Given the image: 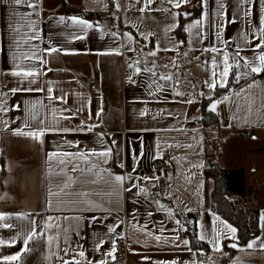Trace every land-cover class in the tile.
<instances>
[{"label":"crops","instance_id":"1","mask_svg":"<svg viewBox=\"0 0 264 264\" xmlns=\"http://www.w3.org/2000/svg\"><path fill=\"white\" fill-rule=\"evenodd\" d=\"M112 1L114 20L97 24L67 13L66 5L107 14L109 0H0V105L6 109L0 112V175L2 155L5 159L0 213L9 217L0 225H13L0 226V264H216V259L223 264L226 243L237 245L231 246L228 264H264L262 243L247 248L253 240L264 242V184L257 188L254 209L259 210L260 234L241 245L237 228L211 210L213 181L205 174L211 134L223 138L217 156L223 168H241L226 155L228 141L247 158L264 154L258 150L264 147V72H251L240 59L258 63L264 53L257 39L264 27V0H188L179 8L154 0L144 12L139 10L143 0ZM194 7H201L199 18L192 17ZM73 17L92 27L73 23ZM182 17L188 37L184 50L177 36ZM51 48L58 51L49 53ZM153 51L156 55H149ZM225 53L229 63L240 66H235L232 90L215 99ZM213 60L217 86L210 89L205 82L213 79ZM23 70L41 74H11ZM28 88L43 91H10ZM205 99L209 110L220 101L215 111L220 129L206 130L201 118ZM89 125L94 127L88 130ZM17 129L46 131L33 139L16 135ZM108 149V157L63 156ZM50 153L57 155L49 160ZM155 159L165 161L162 172H155ZM69 160L85 172L71 171ZM243 168L250 190L256 182L248 186ZM116 176L125 178L122 184ZM175 209L196 214L197 234L205 235L210 260L201 259L182 234L189 220H181ZM32 221L44 236L30 240L24 251ZM225 224L236 230L234 236ZM49 236L54 237L51 246ZM213 240L221 250H215ZM113 242L115 260L108 255ZM14 255L19 259L6 261Z\"/></svg>","mask_w":264,"mask_h":264},{"label":"trees","instance_id":"2","mask_svg":"<svg viewBox=\"0 0 264 264\" xmlns=\"http://www.w3.org/2000/svg\"><path fill=\"white\" fill-rule=\"evenodd\" d=\"M66 11L70 14H77L86 19L92 20L97 24L102 23L104 20H114L115 8L112 0H109V11L107 14L95 13V12H85L80 7L72 4L66 5ZM201 15V7H194V11L192 17L199 18ZM186 18L182 17L180 25L177 29V36L180 43V48L182 50L185 49L187 45V31L184 27V21ZM236 78V67L233 66V71L231 73V77L229 83L226 87H217L215 90L214 97L222 98L226 94H228L235 85ZM209 100L205 99L203 101V109H202V120L205 124V128L207 131L209 130H217L220 129V116L218 113L213 112L207 108V102ZM218 143V142H217ZM258 150H264V147ZM259 151V152H260ZM220 153V151H219ZM217 158V156H216ZM215 159L213 157H207V167L205 170V174L207 177L214 179L213 188L211 191V210L215 213L220 214L226 220H228L231 224H233L238 230V244H247L249 240L257 237L260 234V226H259V210H254V216L251 217V210L247 208L243 203L247 195L254 193L256 196L258 195V189L256 190H247L246 188V171L244 168H215ZM209 164H212L209 167ZM219 173L217 176L211 174L210 170H218ZM5 170V159L4 155H2V172L0 175V182H2L3 174ZM1 189V186H0ZM176 215L183 220V218L187 217L189 223L185 224L186 229L182 231V234L187 236L190 241L193 249L197 251L200 258L202 259L200 252L202 250L209 252V245L199 239L197 234V218L195 213H181L177 209L174 210ZM229 247V245L225 244V249ZM233 248L231 250L232 254ZM228 256L224 258L223 264H228Z\"/></svg>","mask_w":264,"mask_h":264},{"label":"snow or ice","instance_id":"3","mask_svg":"<svg viewBox=\"0 0 264 264\" xmlns=\"http://www.w3.org/2000/svg\"><path fill=\"white\" fill-rule=\"evenodd\" d=\"M137 3H141V0H136ZM154 2V0H143V7H141L139 10L144 12V11H149L151 10L150 9V6L151 4ZM169 3H171L173 5L174 8H179L181 7V4L182 3H187L188 0H168ZM250 2V0H249ZM16 3L19 4L20 3V0H16ZM205 3H206V0H205ZM28 7H31V8H35L36 5L35 4H28ZM115 7L118 9L119 8V4L116 3ZM178 15V14H177ZM187 15V14H185ZM64 18L61 17V20H63ZM72 19V22L73 23H76V24H80V25H84L86 28H91L92 25L91 24H88L85 20L83 19H79V18H76V17H73L71 18ZM201 23V21H196L194 25H190L189 26V29H191L192 27H195L197 25H199ZM262 24H264V20H262ZM128 35V39L129 40H132V36L130 34H126ZM257 39L261 40V44L258 45V47H264V27L260 28V36L257 37ZM157 50H159V46L157 45ZM167 50V49H165ZM58 49L56 48H51L49 50V53H53V52H57ZM239 49L237 50V57H239ZM149 55H156V52L153 51V52H150ZM240 59H242L244 61V64L245 66L247 67H250V70L251 72L253 73H260V72H264V53H261L259 56H258V63H255V62H252V63H249V61L246 59V58H243V57H240ZM41 63H44L43 60L40 61ZM212 64H213V71H212V76H213V79H211L210 81H206L205 83L208 84V87L210 89H215L216 86H217V79H216V72H215V68L218 67V65L216 64V61L213 60L212 61ZM223 64H224V67H223V70L221 71L220 73V77H219V81H220V86L221 87H224L225 84H226V79L229 75V70L233 67V64L232 63H229V56L225 53L223 55ZM236 67H239V63H236L235 64ZM129 67H133V65H129ZM49 71H51V69H49ZM141 71V69L139 68H135V72L136 73H139ZM12 75L14 76H22V77H36L38 75H40L41 73L37 72V71H32V70H23V71H14L11 73ZM153 75H155V73L153 72ZM131 79V78H130ZM160 79L162 80H172V76L171 75H167V76H160ZM237 79H239L237 77ZM31 82H34L31 81ZM13 94L17 91H43V89H31V88H28V89H11L10 90ZM48 92L51 93L52 92V89L49 88L48 89ZM177 95H183V93H180V92H177L176 93ZM50 99H52V97L50 96L49 97ZM56 99H60L62 100L63 102H67L66 99L64 97H56ZM188 103H192L191 100L188 101ZM220 103V101H217L215 103H213L211 105V111L215 112L216 111V108H217V104ZM17 108L19 107L18 105L16 106ZM6 111V109L0 105V112H4ZM97 115H99V113H97ZM67 118V117H66ZM5 124H7V121L4 122ZM92 125H89L88 126V130H91L92 129ZM46 129H38L37 131H31V132H24L23 129H17V130H14L15 134L16 135H25V136H30L32 137L33 139H40V137H42L45 133ZM63 131H69V129H63ZM41 143L43 142L42 140L40 141ZM111 154V150L108 149L104 152H100V153H95L94 151L92 152H89V153H76V154H72V153H63V156L65 157H75L76 159H83V160H88L92 155H96V156H103V157H108L110 156ZM57 155V153H50L49 154V160H51L53 157H55ZM60 164H65V160L61 159L59 161ZM67 163L69 164H72V168H71V171L75 172L77 170H79L82 174L85 172V169L84 168H81V166L79 164H74L72 163L71 160H69ZM91 167H95V165H92ZM90 170V169H89ZM61 171H64V169H61ZM124 177L122 176H116L115 177V180L116 182L122 184L123 181H124ZM68 181L71 182L72 184L75 183V180L69 176L68 177ZM95 182V181H93ZM70 184L69 183H66L65 184V187H69ZM61 191H63V189H61ZM141 191H143V189H141ZM70 194V193H68ZM86 195V194H85ZM9 217H6L4 214L0 213V220H6L8 219ZM219 219V218H217ZM32 227L29 229V232L28 234L25 236L24 238V244H25V247H24V251H28L29 249L27 248V243L32 240L33 238H39V237H42L44 236V232L43 231H40L38 232L37 229H36V226H35V222L32 221ZM177 224H180V221L177 220L176 221ZM224 222L221 221V224H223ZM2 227H13V225L11 224H4V225H0ZM49 227H51L52 225H48ZM225 228H227L232 234L233 236L235 235V229L234 228H231L230 225H224ZM110 231L112 232H115V227H112L109 229ZM206 237L203 233H201L199 235V239L201 240H204ZM54 237L52 236H49L47 237V241H48V244L49 246H51L52 244V241H53ZM156 240H159L160 237L159 236H156L155 237ZM0 243H3V241H0ZM210 243H213L214 246H215V250L219 251L221 250L218 246V241L216 240H213V241H210ZM258 243H262V245H264V242H258L256 240H253L251 243H249L247 245V248L249 249H252V248H255L257 246ZM184 244L187 245L188 244V241L185 240L184 241ZM233 248L237 247L236 244H233L231 245ZM66 251V250H65ZM115 251H116V246H115V242H113L112 244V249L111 251L108 252V255L110 257H112L113 260H115ZM78 255L80 257H84L85 256V253L83 251L79 252ZM6 261L8 262H11V261H16L19 259V255H14V256H11V257H6L5 258ZM65 264H80V261L76 260V261H65ZM88 264H91V262H88ZM100 264H108V262L106 260H102L100 261Z\"/></svg>","mask_w":264,"mask_h":264},{"label":"rangeland","instance_id":"4","mask_svg":"<svg viewBox=\"0 0 264 264\" xmlns=\"http://www.w3.org/2000/svg\"><path fill=\"white\" fill-rule=\"evenodd\" d=\"M253 134V133H252ZM209 139H211V141L209 140V146H208V152H207V157H213L215 159V168H219V169H223V167H221V165L217 162V158L216 156H218L220 153V149L223 145V138L222 136L219 134H211L209 135ZM218 142V143H217ZM228 147H227V154L226 155H230L229 159H233L235 160L236 164H239L238 166L243 168H247L248 171V186H250L251 184H254V181L256 182L253 186L249 187L253 190L257 189V188H261L262 185L264 184V154L262 155H255L253 157H249L247 158L244 155H241V153L239 152L240 149L237 145V143H234V141H228ZM260 152H264V150H261ZM227 162H229V160L227 158H224ZM224 160V161H225ZM212 164H209V167H211ZM223 166V165H222ZM225 166V165H224ZM237 166V167H238ZM253 167V168H252ZM219 169L218 170H210L211 174H214L215 176L218 175L219 173ZM255 169V172H253ZM253 172V173H252ZM254 175V177L251 175ZM253 178V179H252ZM214 184V179L211 178ZM253 182V183H252ZM259 187H258V186ZM261 191H264V185L261 188ZM257 196L254 193L249 194V196H247L245 198L244 201V205L247 206L248 209H250L251 212V217L254 216V209H256L257 207ZM231 246L227 247L224 251V256L223 258H226L227 256H229V254L231 253ZM200 255L202 257L203 260H210V255L209 252L202 250L200 252ZM216 264L217 263V259H216Z\"/></svg>","mask_w":264,"mask_h":264},{"label":"built area","instance_id":"5","mask_svg":"<svg viewBox=\"0 0 264 264\" xmlns=\"http://www.w3.org/2000/svg\"><path fill=\"white\" fill-rule=\"evenodd\" d=\"M154 170L155 172H162L165 169V161L161 160V159H155L154 163Z\"/></svg>","mask_w":264,"mask_h":264}]
</instances>
